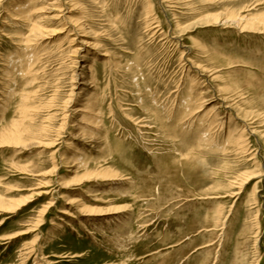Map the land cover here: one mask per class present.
<instances>
[{
  "label": "rangeland",
  "instance_id": "obj_1",
  "mask_svg": "<svg viewBox=\"0 0 264 264\" xmlns=\"http://www.w3.org/2000/svg\"><path fill=\"white\" fill-rule=\"evenodd\" d=\"M50 2L0 0V264H264V0Z\"/></svg>",
  "mask_w": 264,
  "mask_h": 264
},
{
  "label": "bare ground",
  "instance_id": "obj_2",
  "mask_svg": "<svg viewBox=\"0 0 264 264\" xmlns=\"http://www.w3.org/2000/svg\"><path fill=\"white\" fill-rule=\"evenodd\" d=\"M60 1L61 0H55V1H53L52 0V2H50V7H51V10L54 12V11H56L57 12V9H58V7L60 8L61 6H63V5H61L60 6ZM25 5V4H24ZM23 6V5H22ZM22 8V7H21ZM38 8H39V6H38ZM150 9V8H149ZM49 18V17H48ZM44 19H45V17H44ZM50 19H52V20H54V21H56L57 19H59V16L57 15V14H54ZM200 20H202V19H200ZM37 30V29H36ZM55 30V29H54ZM39 31H40V29H39ZM39 31H37V32H39ZM57 32H59V30H57ZM40 33V32H39ZM56 33V32H55ZM53 34V33H52ZM11 36V35H10ZM87 36V35H86ZM89 36V35H88ZM71 41V43L73 44H75L76 43V38H73L72 40H70ZM82 41V40H81ZM81 41H79V43L82 45V47H79V48H77V49H75L74 50V53H75V55H77V54H79V52L81 53V51H85L86 50V48L84 47V46H87V45H91V42H88V41H86V42H81ZM77 43H78V41H77ZM96 46V45H95ZM77 58V57H76ZM9 66V65H8ZM90 66V64H84V66H83V69L84 68H87V67H89ZM91 69L92 68H90V71H91ZM92 72V71H91ZM202 75V74H201ZM208 75V74H207ZM79 76H81V73L79 74ZM82 77V76H81ZM194 79V78H193ZM87 81V80H86ZM89 83V81L85 84V85H87ZM198 83V82H197ZM92 84V83H91ZM194 84V83H193ZM27 100V99H26ZM187 101V100H186ZM194 102V101H193ZM89 103V102H88ZM87 103V104H88ZM90 103H92V102H90ZM192 103V102H191ZM204 103V102H203ZM188 106V105H187ZM223 106V105H222ZM186 107V106H185ZM86 109H88V107H85ZM187 108V107H186ZM220 108V107H219ZM86 109H84V110H86ZM188 109V108H187ZM217 110V109H216ZM96 111V110H95ZM187 111H189V110H187ZM186 111V112H187ZM74 112V111H73ZM185 112V111H184ZM189 113V112H188ZM216 113V112H215ZM214 113V111H213V114H212V112H210V114H212V115H214L215 114ZM192 116V115H191ZM216 117L218 116V115H215ZM215 117V118H216ZM226 117V116H225ZM214 118V119H215ZM212 119V118H211ZM229 119H230V121H229V123L231 122V117L229 116ZM208 120V119H207ZM209 121H211V120H209ZM213 121V120H212ZM79 122L80 123H85L84 121H82V119L81 120H79ZM223 122V121H222ZM236 123V122H235ZM212 124V123H211ZM201 125V124H200ZM248 125V124H247ZM202 126V125H201ZM209 126V125H208ZM212 126V125H211ZM229 126L230 127H228L229 129H228V134H229V136H230V138L232 139V142H236V143H238V145H241V148L243 149L244 147H247V145H246V139H245V134L243 133L244 131L241 129V126H239V125H236V127H231V123L229 124ZM83 127V126H82ZM87 127V126H86ZM93 127H95V129H98V123H95L94 124V126ZM204 127V126H203ZM248 127V126H247ZM200 128V127H199ZM246 128V127H245ZM84 129V128H83ZM82 129V130H83ZM206 129H208V128H206ZM247 129V128H246ZM245 129V130H246ZM250 129V128H249ZM84 130H86V129H84ZM198 130V129H197ZM220 130V129H219ZM199 131H201V130H199ZM199 131H197L196 133H198ZM248 132H249V130H247ZM247 131H245V132H247ZM86 133H87V131H86ZM101 133V132H100ZM202 133V132H201ZM253 133V132H252ZM6 134H8L7 132H6ZM5 134V135H6ZM12 135H10V133H9V135L8 136H10V137H12L14 134L13 133H11ZM250 134V133H249ZM3 136L2 138H4V139H1L0 138V147H2V146H4V145H8L9 143L10 144H17V146H18V144H21V143H23V142H21V139H18L17 137H14L15 135H16V133H15V135L13 136L14 137V139H12V138H10L9 140H6V136ZM22 135V134H21ZM20 135V136H21ZM2 136V135H1ZM19 136V135H18ZM19 136V137H20ZM78 136V135H77ZM194 136V135H193ZM79 137H82L83 139H88V142H90V143H93L94 144V142H96V139H95V137L94 136H88L87 134H85V131H83L82 133H81V135H79ZM195 137V136H194ZM204 137V136H203ZM202 137V141H204L203 138ZM23 138V137H22ZM12 140V141H11ZM106 140V139H105ZM23 141V140H22ZM231 141V140H230ZM6 143H8V144H6ZM204 143V142H203ZM24 144H25V141H24ZM200 145H201V141H200V143H199ZM103 145V144H102ZM10 146V145H9ZM16 146V145H15ZM93 147H95L94 145H92ZM88 149V148H87ZM98 149V148H97ZM97 149H95V150H97ZM240 149V148H239ZM241 149V150H242ZM245 150V149H244ZM91 151V150H90ZM243 151V150H242ZM85 152V151H84ZM246 152V151H245ZM91 153V152H90ZM78 154H81V156H78L77 158H73V157H67V156H65V155H63L62 157H61V160L65 163V164H67V167L66 168H69L67 171L69 172V173H75L76 172V170H74L73 171V168L75 169L77 166H80V167H86V168H89L88 167V161H89V158H88V155L86 154V153H84V154H82V153H78ZM86 154V155H85ZM94 154V153H93ZM56 170V169H55ZM102 177V176H105V174H102V173H97V171L95 170H87V174H86V180H91V179H93V178H96V177ZM65 182H66V180H64ZM63 182V181H62ZM65 182H63V185L65 186L66 184H65ZM75 182V181H74ZM77 182V181H76ZM71 183V182H70ZM69 184V183H68ZM67 184V185H68ZM72 184V183H71ZM70 184V185H71ZM232 184V183H231ZM120 193V192H119ZM99 195H101L100 193H99V191L97 192V191H95V190H91V191H89L88 193H87V196L88 197H99ZM101 199V198H100ZM93 200H95V199H93ZM97 200H99V199H96L95 201H97ZM1 201H3V200H0V203H1ZM26 200H21V201H17L15 204H10V205H4L3 203H1V205H0V209H1V211H8V212H11V213H14L15 211H17L18 209H20L22 206H24L25 204H26V202H25ZM29 200H27V202H28ZM82 201H83V198H74V199H71L70 200V202H68V203H71V202H73V203H80V204H82ZM7 202V201H6ZM5 203V202H4ZM6 204V203H5ZM80 206V205H79ZM85 209H87V210H89V208H87V207H84ZM64 211V210H63ZM82 212V211H81ZM84 212V211H83ZM89 212V211H88ZM64 213L66 214V212L64 211ZM91 213H93V212H91ZM128 217V216H127ZM119 219V220H118ZM81 220V219H80ZM116 220V222L120 225V224H122L123 222L120 220V218H117V219H115ZM129 220V219H128ZM82 222V221H81ZM79 223L80 225H81V227H83V229H85V231H87L89 234H93L92 235V238H93V236H94V234H95V231H94V229L96 230H98V226L97 227H95V228H93V230L92 229H90L87 225H85V223ZM88 224V223H87ZM55 225V224H54ZM67 226H70V227H72V229L73 230H75V228L71 225V224H66ZM89 225V224H88ZM122 226V225H121ZM125 226V225H124ZM123 226V227H124ZM112 228V227H111ZM119 230V229H118ZM101 231V230H100ZM99 231V232H100ZM104 232V231H103ZM97 233V232H96ZM106 234V233H105Z\"/></svg>",
  "mask_w": 264,
  "mask_h": 264
}]
</instances>
